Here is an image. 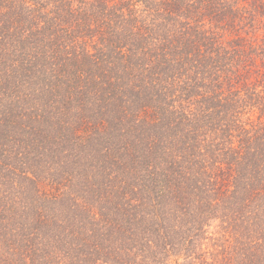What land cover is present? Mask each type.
<instances>
[{
    "label": "trees",
    "instance_id": "trees-1",
    "mask_svg": "<svg viewBox=\"0 0 264 264\" xmlns=\"http://www.w3.org/2000/svg\"><path fill=\"white\" fill-rule=\"evenodd\" d=\"M0 264H264V0H0Z\"/></svg>",
    "mask_w": 264,
    "mask_h": 264
}]
</instances>
